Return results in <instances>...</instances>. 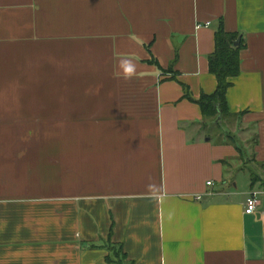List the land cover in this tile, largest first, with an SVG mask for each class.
<instances>
[{"label":"crops","instance_id":"1","mask_svg":"<svg viewBox=\"0 0 264 264\" xmlns=\"http://www.w3.org/2000/svg\"><path fill=\"white\" fill-rule=\"evenodd\" d=\"M221 28L243 46L219 121L195 101ZM249 159L264 0H0V264H264Z\"/></svg>","mask_w":264,"mask_h":264},{"label":"trees","instance_id":"2","mask_svg":"<svg viewBox=\"0 0 264 264\" xmlns=\"http://www.w3.org/2000/svg\"><path fill=\"white\" fill-rule=\"evenodd\" d=\"M214 41L215 49L208 59V71L214 75L217 88L212 95L203 94L195 102L199 106L202 116L221 121L228 114L225 96L232 86L229 80L240 73L238 53L243 46V41L239 35L228 34L223 28L216 32ZM237 41H239V45L235 47L234 44ZM261 169L264 173V166ZM261 176L251 172V186H255L256 182H259L261 190L264 191V179Z\"/></svg>","mask_w":264,"mask_h":264},{"label":"built area","instance_id":"3","mask_svg":"<svg viewBox=\"0 0 264 264\" xmlns=\"http://www.w3.org/2000/svg\"><path fill=\"white\" fill-rule=\"evenodd\" d=\"M212 182H207V186H212ZM256 192H253L250 196V198L246 201V209L245 213L248 215H252L253 213L256 212L257 209V200H256ZM200 197H197L199 199Z\"/></svg>","mask_w":264,"mask_h":264},{"label":"rangeland","instance_id":"4","mask_svg":"<svg viewBox=\"0 0 264 264\" xmlns=\"http://www.w3.org/2000/svg\"><path fill=\"white\" fill-rule=\"evenodd\" d=\"M247 169H248L249 173L253 172V173H255V174L262 175L261 177H262V179H264V173L261 172L260 169H258V167H256L255 165H253V163H252V161H251L250 159H249V161H248ZM249 173H248V174H249ZM243 176H244V177H243ZM240 178H245V179H248V180H249V175H247L246 173H244V174L242 175V177H240ZM240 180H241V179H240ZM242 181L245 182L244 179H242ZM241 184H242V183H241ZM255 187H257L258 189L261 190V185H260L259 182H256Z\"/></svg>","mask_w":264,"mask_h":264},{"label":"water","instance_id":"5","mask_svg":"<svg viewBox=\"0 0 264 264\" xmlns=\"http://www.w3.org/2000/svg\"><path fill=\"white\" fill-rule=\"evenodd\" d=\"M239 45V41L235 42L234 46L237 47Z\"/></svg>","mask_w":264,"mask_h":264}]
</instances>
